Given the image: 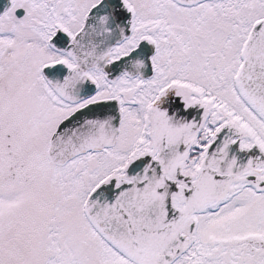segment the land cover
Wrapping results in <instances>:
<instances>
[{
    "label": "snow or ice",
    "instance_id": "1",
    "mask_svg": "<svg viewBox=\"0 0 264 264\" xmlns=\"http://www.w3.org/2000/svg\"><path fill=\"white\" fill-rule=\"evenodd\" d=\"M0 264H264V0H0Z\"/></svg>",
    "mask_w": 264,
    "mask_h": 264
}]
</instances>
